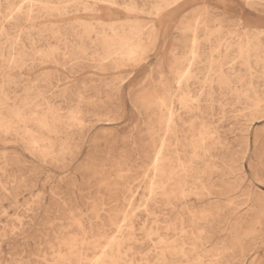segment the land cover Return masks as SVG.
<instances>
[{
  "label": "rangeland",
  "instance_id": "rangeland-1",
  "mask_svg": "<svg viewBox=\"0 0 264 264\" xmlns=\"http://www.w3.org/2000/svg\"><path fill=\"white\" fill-rule=\"evenodd\" d=\"M0 101V264H264V0H0Z\"/></svg>",
  "mask_w": 264,
  "mask_h": 264
},
{
  "label": "bare ground",
  "instance_id": "bare-ground-1",
  "mask_svg": "<svg viewBox=\"0 0 264 264\" xmlns=\"http://www.w3.org/2000/svg\"><path fill=\"white\" fill-rule=\"evenodd\" d=\"M31 2V1H30ZM41 5V4H40ZM156 10H158V9H156ZM51 11V10H50ZM54 11V10H53ZM183 29V28H182ZM246 30H249V31H253V30H255V28H253V29H248V28H246ZM135 39H134V41L133 42H129V43H127V44H122L120 47H119V49H118V51H117V53H116V55H118V56H120L121 57V59H123L125 62H129L133 57H134V55H136V54H138V53H140V52H142L143 51V49H144V46H145V43H147L148 41H146V39H144L143 38V36L142 35H140V34H137L135 37H134ZM114 45V44H113ZM194 46H195V44H194ZM248 43L247 42H239V43H237L236 44V48H237V51L238 52H240V53H246L247 52V49H248ZM191 47V46H190ZM115 48V47H114ZM192 57V56H191ZM3 59V58H2ZM211 61V60H210ZM209 67V66H208ZM176 71V75H177V77L181 80V79H183V78H185L187 75H189V73H190V71H189V69H185V70H178V69H176L175 70ZM189 77V76H188ZM223 78V77H222ZM188 80V79H187ZM225 82V81H224ZM185 83V82H184ZM179 85V84H178ZM2 92V91H1ZM163 92V91H162ZM169 93V92H168ZM183 96V95H182ZM168 98H169V95L167 94V92L166 93H164L162 96H159V97H155L154 98V101H155V103H156V105H158V106H162L163 108L164 107H166V108H168V106L166 105V101L168 100ZM186 101V100H185ZM1 102V101H0ZM141 103V102H140ZM146 103V102H145ZM5 104V103H4ZM4 104H2V105H4ZM181 104V103H180ZM184 104V103H183ZM141 105V104H140ZM142 106V105H141ZM144 107V106H143ZM155 109H156V107H155ZM159 109V108H158ZM21 113V112H20ZM20 113H17V114H15L14 116L16 117V118H18L19 120H23V117H22V115L20 114ZM24 113V112H23ZM48 113V112H47ZM170 114H171V112H170ZM169 114V115H170ZM168 115V116H169ZM171 116V115H170ZM14 117V118H15ZM179 118V117H178ZM170 119V118H169ZM180 119V118H179ZM42 120H43V118H42ZM51 122V121H50ZM55 122V121H54ZM41 126H45V123L44 122H38ZM52 123H53V121H52ZM167 124H169V121H168V123ZM173 125V124H172ZM183 126H184V124H183ZM5 128H7L6 126H5V123H4V121H1L0 122V129H5ZM168 128V126L166 127V129ZM173 128V127H172ZM50 130V129H49ZM1 131V130H0ZM7 132V131H6ZM165 132H166V130H165ZM198 134V133H197ZM198 135H200V134H198ZM30 136V135H29ZM34 137V136H33ZM164 140V139H163ZM162 140V141H163ZM193 140H195V139H193ZM185 141V140H184ZM32 142L34 143V139H32ZM38 141H36V143H37ZM40 142H42V141H40ZM196 142V141H195ZM191 143V142H190ZM189 143V144H190ZM202 143V142H201ZM195 144V143H194ZM187 145V144H186ZM196 145V144H195ZM159 146H160V148H161V144H159ZM192 146V145H191ZM44 147H45V145H44ZM49 148H51V147H49ZM193 149V148H192ZM165 150V149H164ZM171 151V150H170ZM154 152V151H153ZM157 153H158V151H157ZM160 153V152H159ZM193 153H194V151H193ZM197 153V152H196ZM49 154H50V152H49ZM153 156H154V154H153ZM156 156V158H157V155H155ZM156 158H155V160H156ZM184 159H185V157H184ZM195 159V158H194ZM178 163V162H177ZM185 168H186V166H185ZM158 172H160V173H164L162 170H159ZM159 174V173H158ZM179 176V175H178ZM170 178H171V176H169ZM169 180V179H168ZM148 183V182H147ZM168 183V182H167ZM152 184V183H151ZM150 185V184H149ZM148 187V186H147ZM151 187V186H150ZM163 187V186H162ZM186 187V186H185ZM152 189V188H151ZM173 189V188H172ZM177 189H178V187H177ZM159 190V189H158ZM179 190V189H178ZM162 192V191H161ZM148 194H150V192L148 193ZM172 194V193H171ZM185 196H186V194H185ZM189 196V195H188ZM149 197V196H148ZM171 197V196H170ZM187 197V196H186ZM161 199V198H160ZM183 199V198H182ZM167 200V199H166ZM146 201V200H145ZM148 202V201H147ZM151 203V202H150ZM156 205V204H155ZM182 208V207H181ZM166 210V209H165ZM194 213V212H193ZM190 214V213H189ZM127 215V214H126ZM192 216V215H191ZM125 217V216H124ZM180 218V217H179ZM181 220V219H180ZM193 221V220H192ZM131 222V221H130ZM129 226H130V224H128ZM180 227H182V226H180ZM169 230V229H168ZM119 231V230H118ZM166 232V231H165ZM118 233H120V232H118ZM130 233V232H129ZM180 233V232H179ZM121 234V233H120ZM166 234H167V232H166ZM176 234V233H175ZM149 235V234H148ZM119 236V235H118ZM129 236V235H128ZM148 237V236H147ZM110 239V238H109ZM124 239H125V237H123V238H119V237H112L111 239H110V241L109 242H107L108 244H107V251L105 252H102L100 255L101 256H99L98 258H96L95 259V261L94 262H92V264H120V256H121V251H122V249H123V241H124ZM127 240V239H126ZM128 241V240H127ZM75 242H77V241H75ZM174 242V241H173ZM105 243V242H104ZM162 243V242H161ZM167 243V242H166ZM175 243V242H174ZM96 246V245H95ZM167 246H168V244H167ZM184 246V245H183ZM160 247V246H159ZM162 247V246H161ZM164 247V246H163ZM170 247V246H169ZM69 248L72 250V248H73V244L72 245H70L69 246ZM93 249V248H92ZM106 250V249H105ZM193 251H194V249H193ZM100 252H101V250H100ZM124 252V251H123ZM126 253V252H125ZM177 253V252H176ZM168 254V253H167ZM69 256V255H68ZM70 257V256H69ZM180 257V256H179ZM205 257V256H204ZM212 257V256H211ZM60 258V257H59ZM58 258V259H59ZM75 258H77V261H79V260H81L82 258L80 257V256H78V257H75ZM181 258H183V257H181ZM197 258H199V257H197ZM126 259V258H125ZM161 259H163V258H161ZM76 260V259H75ZM210 260V259H209ZM208 260V261H209ZM195 261V260H194ZM193 261V262H194ZM192 262V263H193ZM80 263V262H79ZM90 263V262H89Z\"/></svg>",
  "mask_w": 264,
  "mask_h": 264
},
{
  "label": "snow or ice",
  "instance_id": "snow-or-ice-1",
  "mask_svg": "<svg viewBox=\"0 0 264 264\" xmlns=\"http://www.w3.org/2000/svg\"><path fill=\"white\" fill-rule=\"evenodd\" d=\"M262 181H264V177H262Z\"/></svg>",
  "mask_w": 264,
  "mask_h": 264
}]
</instances>
